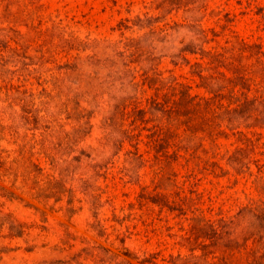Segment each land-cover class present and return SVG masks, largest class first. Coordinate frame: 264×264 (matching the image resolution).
Masks as SVG:
<instances>
[{
	"label": "rangeland",
	"instance_id": "obj_1",
	"mask_svg": "<svg viewBox=\"0 0 264 264\" xmlns=\"http://www.w3.org/2000/svg\"><path fill=\"white\" fill-rule=\"evenodd\" d=\"M226 57L264 72V0H0V211L24 229L0 264H209L212 222L264 239V114L181 97Z\"/></svg>",
	"mask_w": 264,
	"mask_h": 264
},
{
	"label": "trees",
	"instance_id": "obj_2",
	"mask_svg": "<svg viewBox=\"0 0 264 264\" xmlns=\"http://www.w3.org/2000/svg\"><path fill=\"white\" fill-rule=\"evenodd\" d=\"M216 57L217 55L215 54L210 55L211 64L216 62ZM224 61H227L231 66L230 70L233 75L232 79L227 78L226 75L221 72H219V75L216 78L212 76L208 77L209 80L208 78L200 75V78L205 80L204 87L208 89L209 93H213L214 96L205 98L204 96H199L198 94L191 95L190 92L181 91L182 100L187 108L194 107L198 119L203 121L210 115H219L222 112L223 103L226 98L223 91L227 90L228 103L226 107H229L232 104H235L237 108L253 105L256 117L264 114V72H260L258 74L250 68H240L238 64L234 63L227 57L224 58ZM220 82L222 84L218 85L219 88L217 90L215 88H211L215 87ZM188 89H191L190 86ZM196 107L202 109V111L197 110ZM207 125L210 124L207 123ZM203 129L207 132L210 131V134L212 135H216L213 130H209L208 128ZM242 136L243 137L240 138L242 143L246 144V146H252L253 143L251 139L245 135ZM3 164H5V162L0 161V167ZM262 166L263 165H260L259 170H262ZM46 186L53 195L64 191V185L62 182L54 178L48 179ZM251 210L258 212V214L263 213L264 204L255 206ZM232 222L233 221L230 220L229 223ZM209 227L211 231L209 236L200 235L202 231L196 229L198 234L195 235V238L210 240L211 245L215 246L214 249H217V247H219V242L223 241L222 245L225 248L222 250V258H228L230 262L234 264H264V239L262 237L257 240L253 239L251 243H249L250 237H247L243 239L242 243H239L238 240L242 235H244V232H242L244 228H240L238 230V223L237 226H231L229 224L227 226V224L219 225L212 222L209 223ZM6 231L8 236L11 238H19L24 233V229L21 225L17 224L9 214H3L0 211V238L3 237L4 232ZM214 249L203 254L205 259L209 258L212 261V263L208 262L209 264H215L214 260L217 258V254ZM5 251H7L6 248H1L0 256L5 253ZM192 254H194V252H192ZM195 257V254L192 255V258Z\"/></svg>",
	"mask_w": 264,
	"mask_h": 264
}]
</instances>
